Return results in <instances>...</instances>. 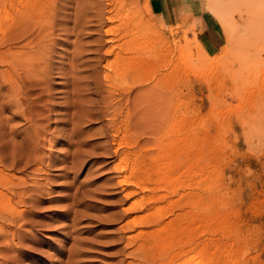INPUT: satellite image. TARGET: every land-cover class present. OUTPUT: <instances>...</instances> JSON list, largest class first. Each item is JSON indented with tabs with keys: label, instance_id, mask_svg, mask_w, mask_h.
<instances>
[{
	"label": "rangeland",
	"instance_id": "374dc122",
	"mask_svg": "<svg viewBox=\"0 0 264 264\" xmlns=\"http://www.w3.org/2000/svg\"><path fill=\"white\" fill-rule=\"evenodd\" d=\"M118 1L134 2L136 24L131 188L118 182L129 173L122 155L127 93L104 79L113 60L105 50L117 44L106 25L117 19ZM0 9V33L8 30L7 13L15 22L26 14L49 24L41 42L50 49L53 96L42 115L41 85L25 93L24 113L44 116L43 173L32 164L14 166L19 159L11 147L27 146L21 138L0 148L5 173L15 176L12 189L30 192L40 184L18 207L21 220L0 216V264H264V0H0ZM203 12L222 33L217 53L192 22ZM30 31H9L15 33L0 53L24 50ZM95 40L103 49L85 54L84 45ZM76 47L83 48L84 82L71 112L82 121L70 144L61 136L68 127L62 103L74 91L66 77ZM6 69L0 64V115L9 119L1 111L9 96ZM9 121L33 134L26 119ZM113 121L121 127L117 137ZM128 189L134 195L126 197ZM132 202L137 205L126 212ZM130 236L139 248L135 257Z\"/></svg>",
	"mask_w": 264,
	"mask_h": 264
},
{
	"label": "bare ground",
	"instance_id": "6f19581e",
	"mask_svg": "<svg viewBox=\"0 0 264 264\" xmlns=\"http://www.w3.org/2000/svg\"><path fill=\"white\" fill-rule=\"evenodd\" d=\"M9 6L13 5L12 1L8 2ZM119 5L120 9L117 10L116 8V16L117 19L110 17L108 19L110 24H107V30L106 35L107 36H115L116 35V45H109L108 48L105 50V55L107 56H113L112 62L107 65V67L110 68V72L106 73L104 75V79L106 83L108 81L111 82L112 86L118 90V89H125L126 95V122H125V134H126V151L123 152L124 156V167L126 170L129 171L124 177L123 180L118 181L119 184H126L128 187H132L133 181V129H134V118H135V111H136V98L134 97V76H133V34L136 27L135 21H133L132 13H133V7L134 2L130 1L129 4H126L125 2H116L115 6ZM122 12H124L125 18L122 19ZM1 14V9H0ZM18 14L21 15V12L18 11ZM120 16V17H119ZM33 16L27 17L26 14L21 15L18 22L14 21V16L11 14H6L5 22L9 23L7 25L8 30L3 32L1 30L0 33V45L8 38L14 35L15 32H12V34L9 35V31H27L30 30V28L33 30L32 34L33 40H29L25 42V44L22 46L24 50H17V51H8V52H1L0 53V64L5 66L7 69L5 70V74H2L3 81L6 80L9 84L8 98L1 104V111L5 112L8 111L11 114V117L9 119L3 118V115H0V148H6L9 147L11 143L16 142V139L21 138L22 143L26 144L27 146H13L11 147L14 149V153L11 155L13 159H19L18 161H15L14 166H24L25 168L30 167L31 164L33 166H37L35 169L36 173H41L43 171V165H46V161L44 158H41L39 148L41 144L44 143L45 140H47V131L46 127L43 122V118L35 117L31 115L30 113H24L25 107H28V103L25 99V93L30 92V88L34 89L33 87L41 85L40 89H37L39 92L38 100L44 105V110L38 111L41 112L42 115L47 111L50 112V108H46L52 106V99L53 96L49 92V73L46 71L47 69V61H48V53L50 52V49L45 47L43 45V42H41L44 39V35L49 33L48 29V23L44 21L42 18L33 19ZM98 26L101 27L100 24ZM1 29V28H0ZM4 30V29H3ZM43 37L40 38L39 37ZM47 36V35H46ZM45 36V37H46ZM32 39V38H31ZM125 41L122 43V40ZM227 40V39H226ZM94 45H84V53L88 55H93L95 53L99 54V50L103 49V46L101 45L100 40L93 41ZM109 42L111 44L114 43V39H111ZM230 45V44H229ZM231 46V45H230ZM92 47H96L95 51H91ZM228 48V46H227ZM95 52V53H94ZM83 56V48L79 51V47H76V50L72 52V60L73 62L69 65V72L67 74V79H72L74 86L73 93L71 92H65L67 95L65 98H63V109H65L64 113L65 117L67 118L65 126L67 127V130H64L61 134L62 138H66L68 141L73 142V140L76 139L77 133L76 130L80 129V123L82 121V116L80 113H73L71 112L74 108L73 102L77 98H79V92H80V86L84 82V79L79 76L78 67L81 65L80 60ZM41 65L44 67L42 69ZM108 68V69H109ZM71 84V83H69ZM68 84V85H69ZM108 84V83H107ZM65 86V84H63ZM75 93V95H74ZM45 97L46 99H44ZM119 105V104H118ZM7 106V108H6ZM61 106V105H60ZM117 107H113L114 112L117 111ZM40 108L37 105H33L32 109L37 110ZM61 112V111H60ZM50 114V113H49ZM22 117L26 119L30 123V128L33 134L27 132H20L18 126L11 125L10 119H15L17 117ZM64 118V117H63ZM65 121V120H64ZM48 122V121H47ZM71 128H70V127ZM112 126L117 129V134H115V137L119 135L121 127L118 126L117 121L112 122ZM69 128V129H68ZM28 129V130H29ZM119 138V137H118ZM52 142V141H50ZM75 142V141H74ZM121 142V141H120ZM124 142V144H125ZM33 144V145H31ZM69 144V145H70ZM74 144V143H73ZM122 144V143H121ZM78 145V143H77ZM120 146V145H119ZM107 151V150H106ZM24 152V155L20 157V153ZM119 152L117 151L116 154ZM69 158L75 159L78 157L79 152L76 151L74 153H71ZM117 156V155H115ZM120 156V155H119ZM31 158L33 159V162L30 161ZM52 162V161H51ZM50 160L48 163H50ZM67 162V161H65ZM49 164V165H50ZM122 164V163H120ZM120 164H118L115 168L120 169ZM73 165V164H72ZM0 194L2 197H0V216L4 217L5 220L10 221L12 223H16L17 221L21 220L23 217V212L20 210L18 211L19 206H23L26 204V202L29 200V194L30 192L38 193L40 192V184L35 187L34 190L30 192H24V191H15L12 189L13 186H15L14 180L15 176L10 175L9 173H5V170H7V167L3 164V162L0 159ZM125 169L123 171H125ZM120 171V170H119ZM122 172V171H121ZM43 173V172H42ZM126 197L132 196L133 191L131 189H128L127 193L125 194ZM129 199V198H128ZM135 205H137L136 202H132L129 204V207L125 210L126 212H132L135 208ZM137 207V206H136ZM136 218L128 221L126 223V226H131V224L135 221H137ZM127 227V229H129ZM127 246H129L130 255L135 257V255L138 253L136 250V241L134 236H130L127 239ZM137 252V253H136ZM180 255V254H179ZM148 256H144L142 258L147 259ZM177 257V255H176ZM174 256V259L176 258ZM141 258V259H142ZM193 264H200L196 260L190 261ZM128 264H134V263H128Z\"/></svg>",
	"mask_w": 264,
	"mask_h": 264
},
{
	"label": "crops",
	"instance_id": "0c3cea01",
	"mask_svg": "<svg viewBox=\"0 0 264 264\" xmlns=\"http://www.w3.org/2000/svg\"><path fill=\"white\" fill-rule=\"evenodd\" d=\"M152 1L153 0H151V2ZM192 22H197L200 39L201 35H203L216 53L224 47V39L220 28L209 20L206 12L194 16Z\"/></svg>",
	"mask_w": 264,
	"mask_h": 264
}]
</instances>
